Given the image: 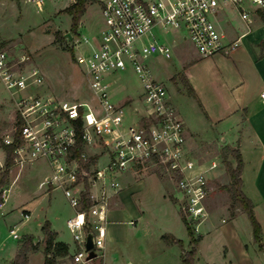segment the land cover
Listing matches in <instances>:
<instances>
[{
	"label": "built area",
	"instance_id": "obj_1",
	"mask_svg": "<svg viewBox=\"0 0 264 264\" xmlns=\"http://www.w3.org/2000/svg\"><path fill=\"white\" fill-rule=\"evenodd\" d=\"M40 3L42 0H33ZM103 27L98 39H75L86 43V53L76 54L91 91L89 100L59 98L38 92L20 94L42 82L37 68L26 72L13 67L9 53L0 48V81L11 93L17 111L20 141L13 149L12 165L31 164L44 159L49 173L39 182L46 189L60 188L72 209L65 220L75 244L74 262L84 263L89 251L98 255L104 247L110 197L118 190L117 174L135 163L157 160L175 174L189 217L196 225L206 218L204 199L208 193L206 170L187 154L185 124L170 101L164 82L155 78L146 59L153 54L171 55V47L151 40L154 26L163 30L182 29L201 57L229 53L239 45V37L225 40L217 27L216 14L226 7L235 9L250 22L264 12V0H96ZM28 58L20 54L19 62ZM129 65L141 85L142 112L134 119L125 105L114 102L106 76ZM264 99V89L261 92ZM82 148L74 154L77 137ZM2 142H14L6 134ZM84 146V147H83ZM103 152L105 160L92 157ZM5 150L0 144V166ZM212 162L209 166L213 167ZM6 197L3 192L2 199ZM28 217V213H24ZM18 227L9 228L19 238ZM90 235L92 245L86 248Z\"/></svg>",
	"mask_w": 264,
	"mask_h": 264
},
{
	"label": "crops",
	"instance_id": "obj_2",
	"mask_svg": "<svg viewBox=\"0 0 264 264\" xmlns=\"http://www.w3.org/2000/svg\"><path fill=\"white\" fill-rule=\"evenodd\" d=\"M83 14L78 27L87 28L94 42L101 29L91 32L90 23L82 19ZM235 15L239 20L237 25ZM257 17L262 25L252 31L256 32L254 36L248 38L245 37L247 30H244V26L249 25V22L241 18L235 9L226 7L217 12L216 24L224 32L225 40L239 37V45L229 53L218 52L205 57H201L196 50L197 53L188 58V64L184 68L185 79L193 88L203 112L198 123L183 115L188 143L190 140L196 145L210 144L218 148L228 146L239 150L243 160L241 188L252 200L255 213L264 204V99L261 96L264 89V20L260 15ZM158 29L161 30L158 37L162 38L164 31L157 25L148 34L152 35ZM184 34L186 35L185 32ZM112 74H108L106 79ZM140 92L141 90L136 95ZM126 96H130V93L119 95L121 99ZM228 159L235 164V158L231 154ZM47 174L44 173L38 185ZM16 176L17 173L14 177L11 176L10 184ZM117 180L119 189L111 196L104 247L94 261L83 264H184L180 245L163 238V234L172 235L182 242L184 249L190 248V237L179 209L165 196L166 183L155 174L135 177L130 169L117 174ZM151 183L158 184L159 187V197L152 204L146 203L138 195V192ZM6 191L0 208L8 198V190ZM134 194H137L136 199ZM126 204L131 206L132 217L129 219H123ZM205 204L208 214L196 225L195 234H199L200 239L196 245L193 264H217L212 258L214 256L222 264H263L264 250L259 246L261 242L254 239L246 213L239 207L231 209L227 193L224 197L219 191L213 192L206 197ZM21 211L18 225L15 220L8 221V227L13 224L18 227L29 220L30 213L26 218ZM150 212L154 217L148 219L147 214ZM255 215L258 216L257 213ZM51 229L56 233L55 240L64 241L69 249L68 255L57 257L56 264L66 261L81 263L72 260L71 255L75 249L72 239L65 237L63 230L55 223L52 225L51 222ZM218 234L223 240L216 245ZM7 235L12 237L9 233ZM42 238L43 236L34 239V242ZM37 248L35 251H27V264L31 263L32 258H35L36 264H43L45 254ZM0 251V263L12 264L18 245L11 242L5 248L0 246ZM200 258L203 261L199 262Z\"/></svg>",
	"mask_w": 264,
	"mask_h": 264
},
{
	"label": "rangeland",
	"instance_id": "obj_3",
	"mask_svg": "<svg viewBox=\"0 0 264 264\" xmlns=\"http://www.w3.org/2000/svg\"><path fill=\"white\" fill-rule=\"evenodd\" d=\"M73 1L42 0L40 3H37V1L33 0H0V48L5 49L9 53L13 63H15L13 67L21 69L24 72L37 68L42 75L41 83L25 89L20 94L38 92L66 99L89 100L91 98V91L84 76L82 66L76 60V54L80 52L86 53L89 46L86 43L76 44L74 42L75 39L82 40L83 37L91 40V35L88 34L87 28L85 29L84 26L77 27L76 31L71 30V15L63 11V8ZM86 4L88 6L82 19L90 23L91 32L98 31L103 27L99 4L96 0L87 1ZM237 17L236 15L234 16L235 25L239 22ZM252 18L249 25H247L248 27L244 26V30H247L245 37L248 38L254 36L256 32L252 33V31L262 25V22L256 15L253 14ZM56 31L62 34L60 39L55 38ZM163 31L164 36L162 38L158 37L161 33L160 29L155 30L152 35L148 34L146 37L151 40L166 42L171 47L172 52L169 57L159 54H153L148 57L146 62L150 73L155 78L164 82L168 97L182 120L184 121L183 115L185 114L187 118L198 123L203 109L195 96L188 92L184 75V68L188 64V58H191L192 54L197 53L195 46L182 29L169 28ZM67 32L70 33L71 37L67 36ZM22 53H25L28 58L19 62V56ZM109 79L111 99L114 102L125 105L126 115H128L129 119L136 118L142 112L140 94L136 95L141 90L136 72L127 65L124 70L114 71L108 77ZM128 92L130 96L122 99L119 97V95L124 96ZM16 126L17 111L15 101L11 93L0 81V143L6 134L15 133ZM185 148L188 155L207 169L206 181L208 193L206 197H209L216 191L221 192L225 197L227 192L221 186L229 183V175L222 157L223 147L218 148L210 144L196 145L190 142V140L189 143L186 140ZM86 150L93 155L94 160H99V157L102 158L101 160H105L104 155H102L103 152L93 153L91 152L92 149L89 148H86ZM212 162H215L216 165L210 167L209 165ZM3 165L0 166V170ZM128 169L133 172L135 177L142 174H155L167 185L165 196L178 209L184 205V201L177 190L175 174L162 167L159 161L146 160L138 162L125 170ZM49 171V165L44 159H38L32 164L23 165L20 168L14 164L11 165L7 177L8 183L0 186V202L3 201V192L6 195V190H8V198L0 208V246L3 248L12 242L14 245L17 243L19 249L21 239L26 234L31 235L33 241L42 237L41 225L46 220L49 222L50 227L51 222L52 225L53 223L57 224L63 230L65 237L72 239L71 233L65 224V220L72 209L66 201L62 190L60 188L46 189V185H38V181L44 173H49ZM16 173V179L10 184L11 176L14 177ZM158 188V184L151 183L141 192H138V195L146 203L152 204L159 197ZM133 197L136 199L137 194H134ZM130 207L127 204L124 206L123 219L132 217ZM21 209L23 210L21 211ZM258 210L256 212L258 216H256L264 227V204L259 206ZM20 211L23 214L30 213V218L24 225L18 226L17 232L19 238H12L7 235L9 228L12 226L8 227L7 222H13L14 220L16 222ZM147 217L148 219L153 218L154 215L150 212L147 214ZM187 218L191 220L196 233L195 221L189 215ZM16 225H18V221ZM261 237L260 242H263L264 229L261 231ZM216 238V245H218L223 239L219 234L216 235ZM42 239L37 240L38 248H36L37 250H42L43 254H45ZM259 246L263 248L261 244ZM30 250L34 249H29L28 251ZM95 257L89 258L87 260L88 263L94 261ZM212 258L217 261V264H222L216 256ZM200 261H203V259L200 258ZM0 264L6 263L1 262ZM30 264H36L35 258L31 259ZM62 264H73V262L66 261Z\"/></svg>",
	"mask_w": 264,
	"mask_h": 264
},
{
	"label": "trees",
	"instance_id": "obj_4",
	"mask_svg": "<svg viewBox=\"0 0 264 264\" xmlns=\"http://www.w3.org/2000/svg\"><path fill=\"white\" fill-rule=\"evenodd\" d=\"M87 1L91 0H74L71 4L65 6L63 11L69 13L71 15V30L76 31L81 15L85 11ZM261 18L264 20V12H260ZM62 34L59 31H56L55 38L60 39ZM264 45V39L262 41ZM73 58V54H72ZM185 85L187 90L191 94H195L193 88L187 83L185 79ZM20 141L18 128L14 133V142L5 144L1 142L0 144L3 146L5 150V160L2 169L0 170V186L8 183L7 177L9 174V169L13 163V155H14V147L15 144ZM82 140L80 135L77 137L76 146L74 149V154H78L82 148ZM232 155L235 158V164L233 165L228 159L229 155ZM222 157L226 165V169L229 175V183L222 185L221 187L225 189L230 199V207L231 209L234 207H239L243 210L252 226L253 237L256 241L260 242L261 240V231L262 226L259 220L257 219L252 200L243 192L242 179H241V170L243 166V160L237 148H230L228 146L223 147L222 149ZM181 219L183 220L188 234H189V243L190 248L184 249L182 247V242L179 239H176L172 235L163 234V238L170 239L172 241H176L181 247V257L184 264H193L194 255L196 251V245L198 240L200 239L199 234H195V229L192 225L191 220L187 218L188 212L186 207L183 205L179 209ZM232 214V210H231ZM43 232V243H44V251L45 257L43 264H56L57 257L65 256L69 254V249L67 243L62 240H55V231H53L50 227L49 222L46 220L41 226ZM37 242L32 240L31 235H24L21 239V245L12 261V264H27V251L29 249H35L37 247ZM261 244V243H260Z\"/></svg>",
	"mask_w": 264,
	"mask_h": 264
},
{
	"label": "water",
	"instance_id": "obj_5",
	"mask_svg": "<svg viewBox=\"0 0 264 264\" xmlns=\"http://www.w3.org/2000/svg\"><path fill=\"white\" fill-rule=\"evenodd\" d=\"M66 34H67L68 37H71V35H70L69 32H67ZM261 244H262V246H263V248H264V241L261 242ZM91 245H92L91 238H90V235H88V237H87V242H86V248H90ZM94 256H96L95 252H93L92 250H90V251H89V254H88V256H87V258L89 259V258H92V257H94Z\"/></svg>",
	"mask_w": 264,
	"mask_h": 264
}]
</instances>
